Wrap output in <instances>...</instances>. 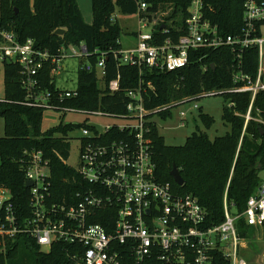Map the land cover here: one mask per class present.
<instances>
[{
	"label": "trees",
	"instance_id": "1",
	"mask_svg": "<svg viewBox=\"0 0 264 264\" xmlns=\"http://www.w3.org/2000/svg\"><path fill=\"white\" fill-rule=\"evenodd\" d=\"M144 1L147 8L139 16L150 21L154 14L164 10L167 3L173 4L174 10L170 15L173 22L158 23L153 29L158 43L168 37L176 40L182 34L178 28L188 15L191 0ZM244 2L204 0L203 11L222 33L239 34L244 29ZM117 11L138 13L139 1L92 0L93 20L87 23L77 0H0L3 27L15 31L21 40L33 38L37 47L51 53H58L63 46H80L84 43L92 53L89 60L94 65L93 70H78L79 95L64 101V106L122 113L130 100L128 91L143 84L148 89L143 94L145 107L154 111L184 100L190 101L205 92L238 85L233 80V74L239 68L238 60L228 46L191 50L188 64L174 71L123 62L120 51L131 48H125L121 41L122 27L115 15ZM58 28H64L65 33L55 34ZM103 53L104 84L108 85L109 81L120 77L121 89L115 93L104 89L97 77L95 65ZM241 60V69L256 77L258 48H246ZM50 70L47 63L40 75V90L56 91V78L51 76ZM21 78V68L17 63H5V98L0 100V116L5 120V135L0 138V180L12 192L13 202L22 217L46 224L59 219V214L55 212L50 219L37 220L36 212H54V206L70 204L77 190L75 181L80 180L79 173L66 162L71 147L68 134L83 124L60 123L44 131L45 109L26 103L29 99ZM223 96L222 119L230 127L225 135L211 139L207 132L198 129L187 137L185 144L172 146L166 143L158 126L155 123L151 125L156 175L161 181H170L177 192L197 196L208 212V225L224 221L226 197L229 209L237 211L238 234L247 239L257 227L249 225L243 213L249 197L256 194L262 181L261 174L264 173V90L257 94L248 120L246 114L251 102L250 92H225ZM170 108L156 115L165 117L170 113ZM200 119L207 128L214 123V118L208 114H200ZM57 133L62 135L56 136ZM32 151H41L43 158L49 161L47 188L42 190L43 198L39 199L32 194V186L26 184L25 160ZM174 164L184 178L183 185L177 184L170 175ZM106 216H96L93 221L111 229ZM82 249L64 240H56L45 250L33 236L22 235L16 238L12 246L9 244L6 255H0V264H28L30 258L33 264H75L72 255ZM129 264L134 263L129 261ZM151 264L161 263L154 260ZM214 264H229V261L222 254H216Z\"/></svg>",
	"mask_w": 264,
	"mask_h": 264
},
{
	"label": "built area",
	"instance_id": "2",
	"mask_svg": "<svg viewBox=\"0 0 264 264\" xmlns=\"http://www.w3.org/2000/svg\"><path fill=\"white\" fill-rule=\"evenodd\" d=\"M138 1L137 14L140 15L146 10L147 3ZM204 8V0H191L188 15L178 28L182 34L176 40L168 37L162 43L156 41L153 28L143 31L151 21L139 16L137 43L131 49L121 50L119 55L123 62L174 71L188 64L191 50L230 47L238 60L239 68L233 74L238 85L205 93L250 92L248 120L257 94L264 90V0H245L244 29L234 35L222 33L205 16ZM69 47L63 46L58 53H51L37 47L33 38L21 40L15 31L3 27L0 14V61L4 64L15 62L20 66L21 84L27 91L28 105L122 120L121 124H107L102 129L95 124L81 126L79 162L73 166L80 180L75 181L78 187L72 202L54 206V212H36L37 220L47 219L49 213L52 216L58 213L60 217L54 222L41 224L22 217L13 202L12 192L0 180V255H6L9 244L12 246L18 236L31 235L45 250L56 240L81 246L83 249L72 255L75 264H129V261L151 264L154 260L161 264H214L216 254H222L229 264H248L241 251L244 238L237 231L238 216L231 215L226 197L224 221L208 225V212L197 196L177 192L170 181H161L156 175L157 165L150 138L151 125H157L153 116L186 100L148 110L143 95L148 89L140 84L128 91L130 100L122 113L64 106V101L79 95L78 86L69 89L57 85L54 92L40 90V75L45 65L49 64L50 74L55 78L61 74L65 58L84 60L78 70L92 71L94 68L89 60L92 53L84 43L76 46L73 53H69ZM249 47L258 48L256 77L241 69L243 51ZM104 56L103 53L95 65L97 77L104 89L115 93L121 89L120 77L104 84ZM195 107L199 108L197 104ZM185 116L186 111H182V126L186 123ZM25 162L27 180L33 182L31 192L38 199L43 198L41 192L47 188L46 178L50 175V172H44V168L49 169V161L43 158L41 151H32ZM243 215L249 225L264 227V180L256 194L249 197ZM96 216H106L111 229L93 221Z\"/></svg>",
	"mask_w": 264,
	"mask_h": 264
},
{
	"label": "rangeland",
	"instance_id": "3",
	"mask_svg": "<svg viewBox=\"0 0 264 264\" xmlns=\"http://www.w3.org/2000/svg\"><path fill=\"white\" fill-rule=\"evenodd\" d=\"M5 2V1H3ZM9 6L11 7V3ZM81 9L84 20L87 23H92V0H77ZM174 8L172 3H167L164 10L158 11L152 16L151 22L143 28V31H150L156 24H171L173 18L170 17ZM116 18L122 27L121 41L125 48H130L137 43L135 33L140 29L139 14H124L120 11L116 12ZM76 46H70L68 51L73 53ZM84 60L79 58H65L62 63L61 74L56 78L59 87L72 89L77 86L78 82V67ZM5 98V64L0 61V100ZM195 104L199 108L195 107ZM224 96L222 92L218 94L205 93L199 98L192 99L185 103L173 106L170 108V113L165 117L154 115L153 119L156 121L160 133L168 145H183L187 137L193 132L201 129L207 132L211 139L217 136L225 135L230 127L226 125L222 119ZM186 111L185 125L182 126L180 120V113ZM208 114L214 118V123L207 128L200 119V114ZM60 123H79V124H95L99 128H103L107 124H121L122 120L112 116H102L97 114H88L82 112H66L46 109L43 116V130L46 131ZM5 135V120L0 116V138ZM57 133L56 136H61ZM82 129L77 128L68 134L70 138V157L66 161L70 166L76 167L79 162L80 137ZM44 172H49L48 168H44ZM261 179L264 180V173L261 174ZM236 209L231 208V215H236ZM47 219L51 218V214H47ZM244 256L248 259V264H264V227H257L254 229L250 238H244V247L241 250ZM33 264L30 258L27 262Z\"/></svg>",
	"mask_w": 264,
	"mask_h": 264
},
{
	"label": "water",
	"instance_id": "4",
	"mask_svg": "<svg viewBox=\"0 0 264 264\" xmlns=\"http://www.w3.org/2000/svg\"><path fill=\"white\" fill-rule=\"evenodd\" d=\"M64 33H65L64 28H58L57 30H55V34L62 35ZM170 175L172 176V178L174 179V181L177 184H179V185L184 184V178L182 177V175L180 173V169L178 168V166L176 164H174L172 169L170 170ZM26 184H27V186H32L33 182L31 180H28L26 182Z\"/></svg>",
	"mask_w": 264,
	"mask_h": 264
}]
</instances>
